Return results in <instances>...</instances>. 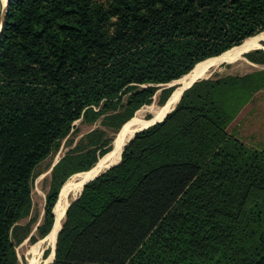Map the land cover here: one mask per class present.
Here are the masks:
<instances>
[{
    "label": "trees",
    "instance_id": "trees-1",
    "mask_svg": "<svg viewBox=\"0 0 264 264\" xmlns=\"http://www.w3.org/2000/svg\"><path fill=\"white\" fill-rule=\"evenodd\" d=\"M261 33L264 0H11L0 36V264H17L13 232L37 170L76 123L120 120L116 135L156 85ZM263 78L196 82L163 122L137 131L121 163L71 204L53 264H143L166 243L175 264H264V153L226 135L232 102L249 101ZM71 158L52 170L43 237Z\"/></svg>",
    "mask_w": 264,
    "mask_h": 264
},
{
    "label": "rangeland",
    "instance_id": "rangeland-1",
    "mask_svg": "<svg viewBox=\"0 0 264 264\" xmlns=\"http://www.w3.org/2000/svg\"><path fill=\"white\" fill-rule=\"evenodd\" d=\"M10 1L7 0V3H10ZM98 1L105 2V0ZM8 6L9 5L7 4L4 5L3 0H0V29L1 23H3L2 18L5 11H8ZM261 49H264V42H262L261 47L251 48L244 51L241 58L233 61L223 60L218 62L216 58L211 59L212 64L202 69L200 73L201 75L196 81H218L222 79H230V77L243 78L247 75H259L261 77V75H264V64H256L252 61L253 59H257L258 61L264 63V55H259V53H257V51L264 52V50ZM262 80H264V78ZM174 82L175 81L169 84L156 85L158 91L152 98L149 99L150 104H144L139 110L141 119H145L150 122L156 112H158L161 107L167 104L166 102L173 93L170 95V97L165 99V96L162 95L163 89L173 88V90L176 91L179 88L185 87L187 85L185 82ZM143 88H147V86L142 87V89ZM227 92L230 96V84L227 87ZM127 98L128 96L124 98V103ZM179 103L180 102H178L176 107L179 105ZM231 106L233 107L232 109L236 107L239 109L234 114L235 116L233 121L230 122L226 128V135L228 137H232V139H237L253 150L264 153V87L258 93L254 94L249 101L245 99L238 106L237 102L233 101ZM120 112L121 114H124V116H127L128 114L126 109H121ZM138 112L134 114V118ZM119 121L120 120L117 121L115 119L103 117L98 123L94 125L83 124L81 122L76 123L72 134L62 142L60 150L39 166L33 185L32 205L29 215L18 222L17 227L13 232V243L15 244L17 264H53L55 262L58 247V235L66 224L67 211L70 208L71 203H75L81 198L84 191L83 184L84 182L88 181L86 180L80 184L82 181L80 178L73 179L72 177L76 174L89 171L92 168V170H94L101 162L104 161L103 159L105 157L101 158V154L103 152H111L114 148L115 141L119 134L118 132L115 135L114 127L117 123H119ZM151 126L153 125L142 127L138 131L140 132L146 130ZM94 131L97 132L95 135L92 137H86V135ZM135 136L136 134L129 141L127 147L134 140ZM159 140L160 136H157L155 139L151 140L148 145L156 144L159 142ZM77 146L78 148L74 151L78 152L69 154ZM70 157H72L71 160L69 163L67 160V163L63 165L59 175L64 176L68 171L71 170V174H73L69 178L71 183L68 179L69 181L63 183L64 185L62 184L61 188L58 190L56 203L53 209L54 216L56 215V206L61 198L60 195H62L61 192L63 193V190L66 187L69 189L67 194L69 206L66 210L64 218L62 219V226L54 243L52 239L48 238L49 236H42L40 227L44 225L48 195L53 191L54 179L52 167L63 158L68 159ZM119 163L115 166H118ZM113 167L114 166H112V168ZM89 180L91 181L93 179ZM92 195L98 200H100L102 197V193L98 192H93ZM255 200L256 198H254L253 201ZM149 252H151L149 253L151 255H146L148 253L147 252L143 257H139L138 261H141L143 264H175V259L172 258L167 243L163 245L161 249H149Z\"/></svg>",
    "mask_w": 264,
    "mask_h": 264
},
{
    "label": "bare ground",
    "instance_id": "bare-ground-1",
    "mask_svg": "<svg viewBox=\"0 0 264 264\" xmlns=\"http://www.w3.org/2000/svg\"><path fill=\"white\" fill-rule=\"evenodd\" d=\"M3 2H4V5H6V4L9 5V2L7 3V0H3ZM6 12H7V10L5 11L4 16L6 15ZM4 16H3V18H4ZM3 18H2V22H3ZM2 26H3V23H1L0 35H1V31H2ZM262 42H264V33H261L255 37L250 38L245 43H243L241 46L235 47L234 49L227 52L225 55L218 57L216 59L218 60V62H221L223 60H229V61L236 60V59L242 57V53L244 51L251 49V48L261 47ZM211 64H212V60H207V61L201 63L199 66H197L190 74H188L187 76L182 78L180 81L178 80L179 82L175 81L174 83L185 82V83H187V85L185 87H182V88H179L178 90H176L174 92V94L172 95V97L170 98V101L165 106L161 107L158 110V112H156V114L154 115V117L152 118V120L150 122L145 120V119H141L140 111H139L137 113L136 117L133 118L134 120H132L125 128H123L119 132L118 137L115 141L114 148L112 149L111 152H109L105 156V158L103 159L104 161L101 162L97 166L96 169L89 171V172H84V173L74 175L72 178L73 179L80 178L82 180L80 184H82L84 181L88 180V181L84 182V184H86L90 181L89 179H95V178L101 176L102 174L106 173L108 170H110V168H112V166L115 167V165H117L119 162L121 163V160H122L121 155L123 156L125 148L127 147L129 141L134 137L135 133L139 129H141L142 127L150 126V125H154V124L163 122L164 119L166 118V116L169 113L174 111V109L176 108V105L178 104V102H180L179 100H181V98L184 94V91L186 89H189L190 87H192L197 82L196 80L201 75L200 73H201L202 69L205 68L206 66L211 65ZM122 151H123V153H122ZM69 182L71 183V180ZM84 184H83V186H84ZM68 192H69V189H68V187H66L63 190L61 198H60V200L56 206V210H55L56 224H55V227L53 228L52 232L50 233V235L48 237V238L52 239L54 241V243L56 241L57 234H58L59 230L61 229L62 219L64 218L66 210L69 206V201L67 199Z\"/></svg>",
    "mask_w": 264,
    "mask_h": 264
},
{
    "label": "water",
    "instance_id": "water-1",
    "mask_svg": "<svg viewBox=\"0 0 264 264\" xmlns=\"http://www.w3.org/2000/svg\"><path fill=\"white\" fill-rule=\"evenodd\" d=\"M7 13V12H6ZM6 16V15H5ZM5 16H4V18H3V25H4V22H5ZM2 30H3V26H2ZM1 33H2V31H1ZM1 36V35H0ZM261 50H263V49H261ZM174 86V85H173ZM191 88V87H190ZM186 90H188V89H186ZM185 90V91H186ZM184 91V92H185ZM175 110V109H174ZM167 117V116H166ZM59 162V161H58ZM58 162L56 163V164H54V166L52 167V170H53V168L58 164ZM73 204V203H72Z\"/></svg>",
    "mask_w": 264,
    "mask_h": 264
},
{
    "label": "crops",
    "instance_id": "crops-1",
    "mask_svg": "<svg viewBox=\"0 0 264 264\" xmlns=\"http://www.w3.org/2000/svg\"><path fill=\"white\" fill-rule=\"evenodd\" d=\"M264 50V49H263Z\"/></svg>",
    "mask_w": 264,
    "mask_h": 264
}]
</instances>
